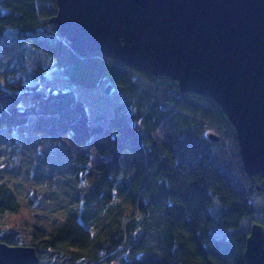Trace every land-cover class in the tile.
I'll use <instances>...</instances> for the list:
<instances>
[{"label": "trees", "instance_id": "1", "mask_svg": "<svg viewBox=\"0 0 264 264\" xmlns=\"http://www.w3.org/2000/svg\"><path fill=\"white\" fill-rule=\"evenodd\" d=\"M56 11V0H0V44L26 43L44 60L31 64L28 81L13 77L0 86V128L19 124L18 130L54 140L69 137L77 147L91 144L99 158L93 167L97 176L77 215L49 232L36 228L28 244L20 238L25 229L0 227V240L32 245L40 259L50 252L68 264H245L249 227L264 226V214L254 217L256 198L264 199V176L244 172L235 130L222 108L208 97L181 92L164 75H149L99 52L80 56L49 21ZM54 79L66 86L48 88ZM99 84L109 92L115 86L120 96L106 125L91 120L71 88ZM159 128L166 139L156 137ZM214 128L222 132L219 141L207 138ZM89 161L88 153L73 160L79 178ZM18 208L14 190L0 180V219ZM214 225L233 231L212 236ZM148 228L156 250L140 234Z\"/></svg>", "mask_w": 264, "mask_h": 264}, {"label": "water", "instance_id": "2", "mask_svg": "<svg viewBox=\"0 0 264 264\" xmlns=\"http://www.w3.org/2000/svg\"><path fill=\"white\" fill-rule=\"evenodd\" d=\"M49 21L80 56L99 52L181 92L210 98L233 126L244 172L264 176V0H56ZM207 138L219 141L209 133ZM245 264H264L253 222ZM32 245L0 240V264H38Z\"/></svg>", "mask_w": 264, "mask_h": 264}, {"label": "rangeland", "instance_id": "3", "mask_svg": "<svg viewBox=\"0 0 264 264\" xmlns=\"http://www.w3.org/2000/svg\"><path fill=\"white\" fill-rule=\"evenodd\" d=\"M7 37H11L9 30ZM12 42L14 40L10 39L0 44V86L2 87H7L6 83L13 81V77L28 81L32 70L31 64L44 63L42 57L39 56L41 53L37 50H33L26 43L18 46ZM44 59L47 61L48 58ZM65 86V82L54 79L48 88ZM71 88L78 99L85 104L87 113L93 122L108 124L114 105L120 98L118 93L116 94L115 86L116 92L112 88H110L111 92L105 91L104 84L93 88L71 85ZM21 101L26 102L25 99ZM18 126L20 125L13 124L4 126L10 128H0V180L14 190L19 202L16 212L6 213L0 219V227L2 232L11 229H15L14 231L25 229L24 237L20 238L23 242L25 241L24 244H28L33 239V232H36V228L49 232L59 226L71 213L76 215L79 213V202L85 198L97 176L93 167L99 158L95 156L91 144L87 147H77L71 144L69 137L58 136V140H54L43 134H34L26 128L23 131L18 130L16 128ZM208 131L214 132L211 129ZM155 135L160 140L166 139L161 128L155 132ZM79 153H88L90 156L89 169L84 178H79V170H76L73 165V160ZM216 154L222 161L223 154L221 152ZM228 159L237 169V162L229 152ZM256 201L259 210L254 217L258 220L263 219L264 199L258 197ZM215 209V205H212L211 210L215 211ZM232 231L233 229L219 225H214L209 229L210 235L217 237L227 236ZM140 234L144 237L147 246L152 245V250L157 249L154 246L156 237L152 229L140 230ZM87 252L83 251V254ZM53 259L58 264H64L67 261L61 256L52 258L51 253L46 252L40 262L50 264ZM99 262L97 260L91 263Z\"/></svg>", "mask_w": 264, "mask_h": 264}, {"label": "built area", "instance_id": "4", "mask_svg": "<svg viewBox=\"0 0 264 264\" xmlns=\"http://www.w3.org/2000/svg\"><path fill=\"white\" fill-rule=\"evenodd\" d=\"M217 135H219L220 137H222V132L216 128L212 129Z\"/></svg>", "mask_w": 264, "mask_h": 264}]
</instances>
